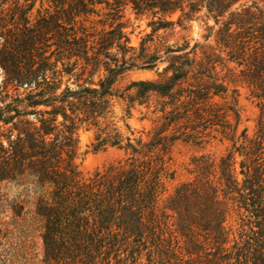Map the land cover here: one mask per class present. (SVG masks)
Returning <instances> with one entry per match:
<instances>
[{"label": "trees", "instance_id": "1", "mask_svg": "<svg viewBox=\"0 0 264 264\" xmlns=\"http://www.w3.org/2000/svg\"><path fill=\"white\" fill-rule=\"evenodd\" d=\"M4 3L0 68L17 96L0 106V264H264V0H40L34 16V4L14 0L10 22ZM126 7L152 16L137 47L114 24ZM203 17L217 55L198 56L186 39L154 42L157 30ZM220 57L235 66L229 82L258 100L252 136L236 138L237 110L213 101L228 87ZM146 69L157 77L117 87ZM150 94L164 99L151 129L124 136L112 97L131 107ZM80 128L94 130L93 150L115 145L126 157L83 175ZM211 131L230 147L194 155L192 179L166 194L174 143Z\"/></svg>", "mask_w": 264, "mask_h": 264}, {"label": "rangeland", "instance_id": "2", "mask_svg": "<svg viewBox=\"0 0 264 264\" xmlns=\"http://www.w3.org/2000/svg\"><path fill=\"white\" fill-rule=\"evenodd\" d=\"M4 3V8L7 12L3 15L5 20L10 22L9 13L10 8L14 5V0H0ZM22 4H34L32 9L33 16L36 14V8L40 6V0H19ZM106 11V10H105ZM177 14L172 16V19L176 21ZM105 19V16H101ZM156 19V17L154 18ZM152 16L150 14H136L129 7L122 9L117 15L114 24L120 26L122 32L125 34L129 41V45L137 47L140 40L152 32V26L150 21ZM9 26V23H7ZM211 19L206 20L204 17L197 20H191L183 22L180 26L175 23L169 25L167 29H159L153 34L154 42L158 43L160 40L164 45H171L174 42L181 44L184 39L189 41V47L196 45V52L198 56L202 55L203 51H211L213 54H218V48H216L214 32L209 38L205 36L208 33L206 25H212ZM1 42V40H0ZM214 56V55H213ZM223 57V56H222ZM222 63H216L218 77L225 80L228 85L227 91L220 95H215L214 102L219 104H231L238 112L237 121L232 120V123L236 127V138L240 136L242 131L248 136H252L255 131L256 121L259 116L258 100L251 96L250 90L241 84H235L229 82L235 75L229 74L228 69L233 70L234 64L226 62L221 57L218 58ZM165 66L162 62L158 65L159 70ZM154 70H132L123 73L117 78L116 85L120 90H123L131 81L147 80L156 78ZM97 74L92 76V79L96 81ZM133 91V90H131ZM130 91V92H131ZM20 97H23L22 89L19 90ZM14 87L5 82V75L0 68V106L14 102V98L17 96ZM146 103L138 104L135 102L131 107H128L127 100H123L119 97H112V112L115 116L116 125L119 127L124 136H130L131 138H138L139 136L145 138L146 133L152 127V121L159 115L154 113L153 109L158 106L159 102H163L164 99L157 94H150L144 99ZM129 109V110H128ZM129 111V114H127ZM125 123L128 124L129 130L125 127ZM1 129L9 127V123L0 124ZM133 132V133H132ZM95 132L93 129L86 130L80 128L78 131L77 148L74 156V163L77 169L85 176H88L95 171L103 170L110 164L122 160L126 157V151L124 148H120L115 145H107L99 150H93V142H95ZM239 139L238 142H240ZM4 144L6 142L4 141ZM238 144V143H237ZM231 142L223 137L221 134L215 131H211L209 135L203 137V141L200 144H193L192 142H185L177 140L170 152L169 167L173 172L172 178L165 179V185L168 194L171 192L180 182L190 180L194 176L193 165L191 164V158L194 155L201 153H213L219 155L230 147ZM0 194H3L9 199V182L0 183ZM234 217V216H233ZM1 220H9V211L0 212ZM5 239V238H4ZM5 243L9 242V238L4 240ZM31 264H39L38 260H34Z\"/></svg>", "mask_w": 264, "mask_h": 264}]
</instances>
